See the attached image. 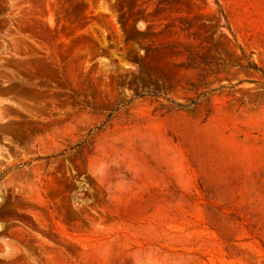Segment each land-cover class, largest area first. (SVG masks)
Masks as SVG:
<instances>
[{
  "label": "rangeland",
  "instance_id": "rangeland-1",
  "mask_svg": "<svg viewBox=\"0 0 264 264\" xmlns=\"http://www.w3.org/2000/svg\"><path fill=\"white\" fill-rule=\"evenodd\" d=\"M0 264H264V0H0Z\"/></svg>",
  "mask_w": 264,
  "mask_h": 264
},
{
  "label": "trees",
  "instance_id": "trees-1",
  "mask_svg": "<svg viewBox=\"0 0 264 264\" xmlns=\"http://www.w3.org/2000/svg\"><path fill=\"white\" fill-rule=\"evenodd\" d=\"M247 61V66L249 67V68H252V69H254V70H260V68L255 64V63H253V62H251V61H249V60H246ZM143 95H145L144 93L143 94H141V93H137L134 97H141V96H143ZM197 100H198V98L197 99H193V100H191L189 103H187V104H183V103H179V102H176V101H174V100H169L173 105H175V106H177V107H182V108H187V107H191L193 104H195L196 102H197ZM127 103V101H123V102H121V103H119V105H118V107L117 108H119L120 106H122V105H124V104H126ZM116 108V109H117ZM115 110V109H114ZM114 110H112L111 112H110V115L109 116H111L112 115V112L114 111Z\"/></svg>",
  "mask_w": 264,
  "mask_h": 264
}]
</instances>
